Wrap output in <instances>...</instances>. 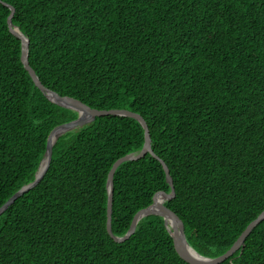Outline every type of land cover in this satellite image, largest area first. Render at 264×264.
<instances>
[{
    "label": "trees",
    "instance_id": "1",
    "mask_svg": "<svg viewBox=\"0 0 264 264\" xmlns=\"http://www.w3.org/2000/svg\"><path fill=\"white\" fill-rule=\"evenodd\" d=\"M4 4L45 89L144 119L173 183L164 206L198 255H224L264 213V0H0V208L78 116L34 85ZM143 144L142 126L115 116L60 136L39 184L0 214V264H187L161 217L141 219L122 243L107 233L108 174ZM170 191L150 155L123 163L113 236ZM222 264H264V221Z\"/></svg>",
    "mask_w": 264,
    "mask_h": 264
},
{
    "label": "water",
    "instance_id": "2",
    "mask_svg": "<svg viewBox=\"0 0 264 264\" xmlns=\"http://www.w3.org/2000/svg\"><path fill=\"white\" fill-rule=\"evenodd\" d=\"M6 7H8L11 11L8 19H7V26L12 35H14L16 38H18L21 41V62L25 68V70L28 72L30 78L32 79L34 85L44 94L46 97L54 104L74 111L78 116L77 119L69 122L58 129H56L49 137L47 146H46V152L44 154V157L39 165V168L35 175V180L33 183L23 187L18 193H16L13 197H11L1 208H0V214L3 213L8 207H10L19 197H21L26 192L30 191L31 189L35 188L39 182L42 180L44 175L46 174L51 158H52V147L54 143L57 141V139L69 132L82 129L86 125L92 123L95 118L99 117H107V116H115V117H124V118H130L135 121H137L144 130V144L143 148L138 153L129 154L118 161L114 163L112 166L107 179V191H108V203H107V210H106V230L108 235L117 243H122L126 241L136 230L137 224L139 221L145 217L148 216H158L161 217L164 220L165 226L168 230L167 223L168 221L172 224V231H169L170 236L173 241V247L177 255L180 259H182L187 264H222L227 259H229L231 256H233L237 251L240 249H243L244 242L250 235V233L253 231V229L258 226L261 222L264 221V213H262L256 220H254L252 223H250L247 228L244 230V232L239 236L237 241L233 244V246L222 256L215 258V259H208L201 257L198 255L188 244L185 236V230L184 225L181 222V220L167 207L164 206L165 203L170 202L175 197V192L173 188L172 179L169 175V170L164 164L162 160H160L158 157H156L151 149V140L150 135L148 131V127L144 121V119L135 113H132L127 110H110V111H97L90 109L89 107L85 106L84 104L65 97H60L54 92H51L47 89H45L38 78L36 77L34 71L30 68L28 63V49H29V41L26 37H24L17 28H14L12 25V19L14 16V9L6 4H4ZM52 139H54V143H52ZM146 155H150L154 159L158 160L161 164L167 183L169 184L171 191L168 195L164 194H157L155 195L153 199V204L140 212H138L133 221L132 225L130 227V230L127 232V234L124 237H114L111 231V214H112V200H113V177L116 172V170L126 162H135L139 161L142 158H144ZM43 168V169H42ZM190 251H193L195 254L192 255Z\"/></svg>",
    "mask_w": 264,
    "mask_h": 264
},
{
    "label": "bare ground",
    "instance_id": "3",
    "mask_svg": "<svg viewBox=\"0 0 264 264\" xmlns=\"http://www.w3.org/2000/svg\"><path fill=\"white\" fill-rule=\"evenodd\" d=\"M52 143H54V139H52ZM167 227H168V230L169 231H172V224L169 221L167 223ZM190 253L195 256V254L193 253V251H190Z\"/></svg>",
    "mask_w": 264,
    "mask_h": 264
}]
</instances>
